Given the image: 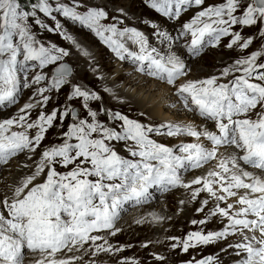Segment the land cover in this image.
Segmentation results:
<instances>
[{"label": "snow or ice", "instance_id": "1", "mask_svg": "<svg viewBox=\"0 0 264 264\" xmlns=\"http://www.w3.org/2000/svg\"><path fill=\"white\" fill-rule=\"evenodd\" d=\"M144 3L163 18L147 22L149 34L125 24L123 8L106 23L108 11L91 0H31L28 8L20 0H0V110L16 106L24 91H31L15 113L0 119V169L24 155L30 163L21 167L31 170L0 198V264H25L29 253H39L34 264H96L101 254L132 247L109 241L121 231L123 213L178 189L198 204L194 211L202 218L192 219L195 230L183 237H167L170 251L184 254L231 241L220 252L238 257L234 264H264V0ZM57 16L95 36L131 68L128 75L143 78L140 83L151 80L172 89L175 100L168 107L200 123L143 122L132 118L130 102L118 95L117 86L73 82L66 62L70 49L88 60L94 74L98 69L89 48ZM43 31L58 33L70 49L43 41ZM256 39L257 50L244 54ZM220 47L237 52V58L219 61L222 66L206 77L189 78L191 62ZM62 92L64 103L49 110L53 96ZM112 102L128 103L129 113ZM137 115L147 119L143 111ZM53 128L59 143L44 146ZM176 138L190 142H163ZM164 220L156 213L147 218L152 224ZM210 221L221 227L206 230ZM144 222V217L136 221ZM149 255L166 264V256ZM118 264L137 261L122 257ZM184 264L221 261L214 254Z\"/></svg>", "mask_w": 264, "mask_h": 264}, {"label": "bare ground", "instance_id": "2", "mask_svg": "<svg viewBox=\"0 0 264 264\" xmlns=\"http://www.w3.org/2000/svg\"><path fill=\"white\" fill-rule=\"evenodd\" d=\"M78 27H80V26H78ZM70 31H72V29ZM72 35L76 36L80 41V38L77 35H75V34H72ZM57 38H60V36H57ZM80 42H82V41H80ZM60 47L70 49V45H68L62 39H61ZM70 50L72 52V55L70 57L73 60V63H75L74 61L76 59L77 60L79 59V62L77 63V65L79 66L77 68L78 73H77L76 77L79 80H83V81H85V78L86 79L89 78L90 80H92L91 75L93 74V72L89 68L88 60L81 57L74 49H70ZM89 50H90V48H89ZM211 52H214V51H211ZM91 53H92L93 58H94L93 67L100 69L101 68L100 64L102 63V59H101L102 57L101 58L95 57L96 54L93 52H91ZM222 58H221V60H224L227 62H231L232 59H235V58H226L223 56H222ZM194 64L195 63L193 62L190 65L191 71L194 67ZM79 71H81V73ZM124 71L125 70H123V72ZM130 72H131V70L127 71L126 73H130ZM133 74L134 75L129 78V82L133 83V87L135 86L134 84L137 83V87H136L137 89L136 90L139 91V93H142L143 90H145L144 98L141 97V99H139L141 96V94H139L138 98L135 99L136 104L138 105V108H139L141 102H143V103L146 102L147 104L148 103L152 104L151 108L149 105L148 106L149 109L147 108L148 111L147 110L145 111L148 113V115L151 114V117H154V118L162 120V121H164V120L170 121V120L174 119L173 114H171L170 112H165V109H164V107H165L166 109H170L171 112L177 111L174 108L168 107V104L171 101L175 100V97H173L171 94L172 89L170 90L169 88L162 87V91H160V93L158 95H156V96L150 95V96L146 97V93H148L149 90L152 91L153 87L157 88V85L153 82H148V81H147V83L142 84L140 82L143 80V78L137 76L135 73H133ZM93 76H95V75H93ZM111 86H113V85L111 84ZM95 87H97V86H95ZM138 88H140V89H138ZM118 91L122 93V91H120V89L118 90V88H117V92ZM137 91H135V92L137 93ZM23 94L25 95L26 93H23ZM124 95H127L126 98L130 99L132 97L131 96L132 92H131V95H130V93L124 94ZM133 96H134V94H133ZM142 108L145 110L144 107H142ZM184 115H186V114L184 113ZM6 116H7V114H3V110H1L0 111V119H5ZM141 118H144V117H141ZM191 120L192 119H189V117H188L183 122H184V124H187ZM152 122H153V119L151 118V120H149V123H152ZM192 122L196 123V124L200 123V121L198 119L196 120V122H194V119H193ZM167 142L168 143L174 142V140H172V141L166 140L165 143H167ZM179 142L180 141H178V143ZM175 143H176V140H175ZM43 145H44V141H43ZM120 154L126 155V153L123 151V146H121ZM26 162L30 163V162L26 161L24 155H20L18 158L14 159L10 163L9 166H5L3 169H0V198L3 197L5 192L10 191V189L8 188V185L14 184L20 177H22L23 175H25L27 173H30V171H31L30 169L21 167V165L26 163ZM9 167H10V171L7 170ZM203 171H204V169L194 170L193 172H190L187 174L186 179H190V178L194 177L195 175H199ZM36 182H39V180H37ZM181 200L185 201V204L183 206L179 203ZM155 201H158V202H155ZM188 201H189V196L185 194L183 189H178V190H174L170 193H166L163 196H157L154 201L147 204V205L151 204L153 206L152 209L148 210L149 206L144 207L143 209H140V207L129 208L127 212L122 214V218L117 223V227L121 229V235L119 236V233H120L119 232L114 237H109V241L113 245H132V247H126L124 251H122V252H120L114 256L113 255H107V254H101L95 258L96 264H118V261L120 258L119 255H121V254H123L124 257L136 260L137 264H157V262L154 261V259L152 258V256L149 255V253L162 254V255L166 256L167 257L166 264H184L185 261L189 260L193 256H195L197 259H199L202 256L206 257V256L214 255L215 250L218 246H220V245L224 246L225 243L231 242V241H225V242H221L220 244H217V245H209L207 247H204L203 249H200V248L189 249L188 253H184V254H181L178 251H175V252L170 251V249L168 247V244L170 242L167 240V237H170V236L183 237L188 231H191L193 228H195L194 226L190 225V221L192 219L202 218V217L198 216L194 211L195 207H197L198 204L190 203ZM147 205H144V206H147ZM161 206L166 207L167 212H160ZM141 207H143V206H141ZM181 207L183 208V210L179 211V214H177L178 209H180ZM150 213L159 214V215L165 217V220L162 223H156V224L148 223L147 221H145L142 224L135 223L137 220L141 219V217H146V219H147ZM127 215H129V216H127ZM168 217H171V219L169 222H166ZM120 221H121V223H119ZM133 221H135V222H133ZM127 224H130V225L133 224L134 226L141 225V227H142L141 231H147L148 230L146 235H145L146 240L140 239V242H135V243H130V244L123 242L122 236L124 235V230L122 228L126 227ZM136 227H138V226H136ZM219 227H221L219 221H214V222L210 221L209 224L207 225L206 230H215V229H218ZM140 234H142V233H140ZM152 236H154V237L156 236V237L152 238ZM113 240H117V241L113 242ZM145 242L148 243V247L142 248L140 245L145 243ZM231 251L232 250L229 249V252H231ZM75 254L79 255L80 253H75ZM222 255H223L222 257L218 256V259L221 261V264H234V262L238 259V257H236L234 255H227L226 253H223V252H222ZM89 258H90L89 256H85L84 260H88ZM38 259H40L39 253L26 254L25 264H34V262ZM77 264H84V261H78Z\"/></svg>", "mask_w": 264, "mask_h": 264}, {"label": "rangeland", "instance_id": "3", "mask_svg": "<svg viewBox=\"0 0 264 264\" xmlns=\"http://www.w3.org/2000/svg\"><path fill=\"white\" fill-rule=\"evenodd\" d=\"M30 2H31V0H24L23 2H21V4H22L23 7L28 8V7H30ZM91 2L96 4V5H100V6L105 7V9L108 11L109 20L105 21L106 23L111 22V17L113 15H116L115 9L123 8L128 13V17L124 18L125 19V24H127L128 26H135L139 30L145 32V34H149L151 32V29L146 26L148 21L160 23L161 20H163V18L159 17L153 10L147 8L146 4L144 3V0H91ZM207 2L208 3H215V2H219V0H207ZM194 11L195 10H192V11L184 14L181 17V23H183L185 20L189 19L191 17V15L194 14ZM56 19L59 20V22L62 24V26L65 29H67V30L69 29L68 31L71 34L77 35L80 38V41H82L81 43L82 44L84 43L85 46L90 48L91 52L96 54L95 57H98V58L102 57L101 58L102 59V63L100 64L101 68L98 69V73L97 74H103L106 77V79L104 81H98L96 79V75L97 74H94V73L91 75L92 80H90L89 78H87V79L85 78V81L79 80L76 77V75L78 73V69L77 68L79 67L77 65V63L79 62V59L78 60L76 59L74 61L75 63H73V60L71 59V57L66 58V62L69 63L70 66L73 69V74H74L73 75V82H80L82 84L88 85L89 87L90 86L91 87L97 86V87H95L96 89H99L100 87H102V85L104 83H107L110 86H111V84L115 85V86H117L118 90L120 89V91H122V93L118 91L120 93V94L118 93V95H120V97H122V98L126 99L128 102H130V105H131V113H130V115L132 116V118H139L143 122H148V123H149V120H151V118L153 119L152 123H157L158 124V123H161V122H166L165 120L162 121V120L156 119L154 117H151V114L148 115V113L145 112L146 110L148 111V109H149L148 106L149 105H150V108H151L152 104H149V103L147 104L146 102H144V103L141 102V104H140V106L138 108V105L136 104V100L135 99L138 98L139 94H141L139 99H141V97L144 98L145 90H143L142 93H139V91L136 90L137 89L136 88L137 87V83L134 84L135 86L133 87V83L129 82V78L132 77L134 74L132 73V75H128L129 73H126L127 71L131 70V68L126 63H122V62L118 61L107 50V48L103 44H101L99 42V40L95 36H93L90 32L78 27L77 25H73L71 22L66 21L63 18L59 17V16H57ZM141 21H144V23H141ZM45 22H46V24H48V26L54 27V21L46 20ZM71 29H72V31H70ZM35 30L36 29L34 28V31ZM237 30L241 31L242 34H244V35L251 34L248 29H237ZM57 36H59L58 33H49L47 31H43L40 34L39 38L42 39L45 42H51V43L56 44L57 46H60L61 45V39L57 38ZM259 43H260V41L258 39L254 40V43L252 45H250L249 49L246 50V52L244 54H247V53H250L251 51L257 50V48L259 46ZM211 51H214V52H211ZM222 56L226 57V58H237L238 53L235 52V51H230V50L225 49L223 47H220L218 49H209V50H207V53L203 57V59L193 61L195 63L194 67H193L194 70L192 69L189 78L197 79V78H203V77H206V76H208L210 74H213V72H214V70L216 68L222 66L219 63V61H221ZM193 62H191V63H193ZM123 70H125L126 72L124 71L125 72L124 73ZM79 72L81 73V71H79ZM93 75H95V76H93ZM148 82L155 83L157 85V88L153 87L154 89L152 88V91L149 90V92H148L149 94L146 93V97H148L150 95H152V96L158 95L160 93V91H162V87L168 88L164 84H159V83L151 81V80H149ZM138 89H140V88H138ZM65 91H66V89H65ZM135 91H137V93ZM131 92H132V95H131ZM24 93H26V94L22 95V97L20 98L19 104H17L16 106H14V107H12L10 109L3 110V114H7V116L5 118H8L10 115L15 113L16 108H18L24 102H26V100L28 99V96L31 94V91L30 90H25ZM129 93H130V95L132 97L130 99H127L126 98L127 95H124V94H129ZM133 94H134V96H133ZM64 100H65V97H64L63 92L60 94L59 97H56L54 95L53 96V101L48 105V109L50 110L51 107H53L54 105L63 104ZM112 106L115 109L121 110V111H123L125 113H129V104L128 103L123 104V105H119V104H115L114 102H112ZM142 107H144L145 110ZM164 109H165V112H170L171 114H173V118L174 119H172L170 121H172L174 123H184L183 121H185V119L188 118V117H189V119H192L191 121H193V119H194L190 114H187L185 112H178V111L171 112L170 109H166L165 107H164ZM140 111H144V113L146 114L147 119H145V117L141 118V117H139L137 115V113L140 112ZM184 113L186 115H184ZM33 118H35V113H33ZM196 120L194 119V122H196ZM63 130L64 129H60L59 131H63ZM57 135H58L57 129H54V128L50 129L46 133V139L44 140V146L50 145L52 143H59V141L56 139ZM181 139L185 140L186 142H190L188 140L189 138H179V139L176 138V139H166L167 141L168 140H171V141L174 140V142H170V143L167 142L166 144L171 146L172 144H175V140H176V143H178V141H180ZM166 140H164L163 142L165 143ZM155 202H158V201H155ZM144 207H148V210L153 208V206L150 204V205H147V206L140 207V209H143ZM160 210H161L160 212H167L166 211V207H164V206H161ZM129 215H127V216H129ZM144 218H145V221H147L146 217H144ZM121 221L119 223H121ZM169 221H170V219H167L166 222H169ZM133 222H135V221H133ZM136 226H138L139 228L136 227ZM136 226H134L133 224L132 225L127 224L126 227L122 228L124 230V235L122 236V238H123L122 241L123 242H126V243L130 244V243L140 242V239H145L146 240V236L145 235H146L148 230L147 231H141V228H142L141 225H136ZM192 230H195V228H193ZM140 233H142V234H140ZM120 235H121V231L119 233V236ZM155 237L152 236V238H155ZM115 241H117V240H113V242H115ZM221 247H223V245L218 246L216 248V250H215V254H218L219 257L223 256L222 252H220V248ZM119 257H120L119 258V260H120L122 257H124V255L121 254V255H119Z\"/></svg>", "mask_w": 264, "mask_h": 264}, {"label": "trees", "instance_id": "4", "mask_svg": "<svg viewBox=\"0 0 264 264\" xmlns=\"http://www.w3.org/2000/svg\"><path fill=\"white\" fill-rule=\"evenodd\" d=\"M21 2H23L24 0H20Z\"/></svg>", "mask_w": 264, "mask_h": 264}]
</instances>
